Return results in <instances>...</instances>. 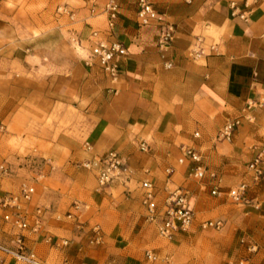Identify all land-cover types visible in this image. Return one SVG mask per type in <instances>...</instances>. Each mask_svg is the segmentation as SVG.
I'll list each match as a JSON object with an SVG mask.
<instances>
[{"label": "crops", "instance_id": "obj_1", "mask_svg": "<svg viewBox=\"0 0 264 264\" xmlns=\"http://www.w3.org/2000/svg\"><path fill=\"white\" fill-rule=\"evenodd\" d=\"M29 1L40 3L48 16L54 3L57 7L61 0ZM103 1L64 0L75 15L70 20L81 23L76 32L79 40H86L94 28L92 21L104 15ZM151 1L156 11L174 25V38L166 52L172 66H163L157 45L163 26L156 22L140 26L136 21L137 0H118V15L107 39L119 41L127 49L117 78L122 90L111 100V106L107 103L105 114L96 118L90 135L111 133L119 148L133 153L134 162L138 154L133 152L129 138L134 127L140 126V135L152 131L155 138L153 153L149 157L140 155L155 170L166 164L173 153H180L174 142L181 139L199 149L205 166L222 173L224 184L228 178H239L247 163L264 147V0ZM17 8L16 5L13 12ZM38 17L42 24L49 21L42 14ZM4 22L12 24L10 20ZM28 23L37 25L33 20ZM198 40L203 53L193 55L189 49ZM89 74L102 77L107 84V79L94 69ZM235 116L245 117L231 140L218 141V130L226 119ZM194 132L199 136L194 137ZM206 180L211 190V182ZM178 186L184 187L192 199H207L201 188L193 191L186 184ZM253 195L254 203L247 204L248 210L239 216V225L229 232L232 249L223 264H264V184ZM94 198L101 207L106 197ZM108 210L96 211L95 216L102 220L101 225L95 223L100 227L97 240L90 220L80 230L72 219L48 217L41 231H25L27 243L48 264H63L64 259L71 264H156L143 257L138 241H128L125 229L111 220L113 215ZM17 232L0 226V240L9 241ZM59 237L67 238L68 244L56 247L54 242ZM0 264L23 263L6 258Z\"/></svg>", "mask_w": 264, "mask_h": 264}, {"label": "rangeland", "instance_id": "obj_2", "mask_svg": "<svg viewBox=\"0 0 264 264\" xmlns=\"http://www.w3.org/2000/svg\"><path fill=\"white\" fill-rule=\"evenodd\" d=\"M16 5L18 8L13 12ZM54 5L47 16L40 3L0 0V121L5 128L0 133V166H3L0 167V226L13 228L2 218L7 208L2 207L1 202L8 194H17L20 184L26 181L35 188L29 208L50 205L62 214L71 210L76 214L72 220L76 225L80 222V230L89 220L91 224L101 225L96 211L109 208L107 212L113 215L111 220L121 224L124 235L129 236L128 241L139 242L143 257L146 249L153 250L157 259L151 263L223 264L232 249L229 232L239 225L242 212L248 210L247 204L234 202L226 192L241 180L250 182L247 165L239 178H228L225 184V179L221 181V194L214 195L206 179H187L186 165L177 162L179 154L173 153L158 170L140 157H149L155 149L152 131L144 136L139 134L140 126L132 130L129 142L133 152L139 155L134 156V162L131 161L133 153L119 148L111 133L105 135L106 131H102L91 136L96 118L105 114L107 103L111 106V100L120 95L122 87L117 79L113 81L107 77L96 62L86 63L88 43L76 35L81 23L70 20L75 15L72 8H66L64 0L57 3V7ZM41 14L46 16L48 23H40L38 15ZM4 20H10L12 24ZM30 20L37 25L28 23ZM92 23L93 29L104 28L105 15ZM91 69L103 75L107 84L100 76L91 77ZM235 117H239L241 123L245 116ZM249 117L246 119L252 122ZM141 138L149 143L147 152L138 148ZM180 142L188 143L177 139L174 144L178 149ZM110 149L127 158L134 169L133 179L128 187L114 181L97 191L95 173L81 163ZM34 161L50 163L40 171L33 168ZM168 166L174 168L172 188L186 184L193 187V191L201 188L207 193L205 200L190 198L196 220L189 230L177 232L170 240L159 236L157 221L148 220L138 184L144 177L143 167L149 168L161 204L166 195L164 180ZM213 170L222 178L219 170ZM262 184L264 180L250 184V198L256 197L253 192ZM94 195H99L100 199L106 197L101 207L95 204ZM74 202L79 204V209L73 208ZM215 218L224 220L222 229L199 227L200 220Z\"/></svg>", "mask_w": 264, "mask_h": 264}, {"label": "built area", "instance_id": "obj_3", "mask_svg": "<svg viewBox=\"0 0 264 264\" xmlns=\"http://www.w3.org/2000/svg\"><path fill=\"white\" fill-rule=\"evenodd\" d=\"M137 5L136 21L140 26L148 25L151 22H156L163 26L157 38V45L160 50L163 66L165 68L171 67L172 62L166 58V52L174 38V25L168 22L163 14L156 11L151 0H137ZM232 7H234V4ZM118 10V0H104L102 11L105 15V27L91 30L86 38L89 46L86 63L92 64L96 62L104 74L113 81L119 76L120 61L127 55V49L121 42L107 39L114 25V20L118 15ZM240 16L245 18L243 14H240ZM199 42L198 40V43L196 42L190 47L189 51L191 54L200 55L203 53ZM251 104L252 102H249L247 106L250 107ZM246 117L250 119L249 116ZM240 121L239 117L226 119L218 130L216 139L218 141L231 140ZM4 129V124L0 121V133ZM193 136L198 137L199 133L194 132ZM138 148L142 152H147L149 150V143L141 138L138 141ZM179 150L177 162L186 165L187 177L198 181L204 179L210 180L212 186L210 192L218 195L221 192L222 179L217 171L207 168L203 164V156L199 149L194 145L181 144ZM34 163L33 168H39L41 171L44 165L50 162L45 161L42 163L41 161H34ZM81 165L95 173L99 189L106 188L114 181H118L128 187L134 175V169L129 164L127 158L113 149L101 154H95L84 160ZM247 169L250 175V182L241 180L226 192L234 202L240 204L254 203V198H250L248 195V188L250 184L256 185L264 180V147L247 163ZM4 170L6 171V168ZM142 172L144 177L138 181L142 192L141 201L146 207L148 220L157 221L159 236L170 240L177 232L189 230L196 220V214L190 203L188 191L178 185L174 188L170 186L173 183L172 174L174 173V168L172 166L165 168L164 190L166 191V195L161 204L157 200L156 184L150 177L149 168L143 167ZM34 189L31 183L25 181L20 184L17 194H8L2 199V207L7 208L2 218L5 222L10 223L13 228L17 229L18 232L8 242L0 241V263L9 258L23 264H48L35 249L29 246L25 231H41L48 217H53L56 220H61L63 217L69 219H75L76 217V214L71 210L62 214L50 205H36L33 208H29L28 204L32 200ZM73 208L75 210L79 209V204L74 202ZM223 225L224 220L221 218L199 221V227L202 229L213 228L219 230L222 229ZM77 227L78 229L81 228L80 222H77ZM91 230L94 240L99 239L100 227L94 224ZM68 242L67 238L59 237L54 243L56 247H63ZM144 258L151 262L156 260L157 256L152 249H146ZM63 264L71 263L67 259H64Z\"/></svg>", "mask_w": 264, "mask_h": 264}]
</instances>
